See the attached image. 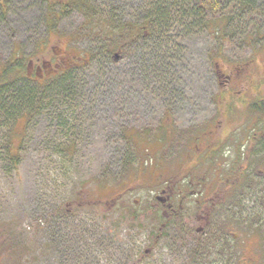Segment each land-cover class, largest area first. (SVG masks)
Masks as SVG:
<instances>
[{
  "label": "rangeland",
  "instance_id": "374dc122",
  "mask_svg": "<svg viewBox=\"0 0 264 264\" xmlns=\"http://www.w3.org/2000/svg\"><path fill=\"white\" fill-rule=\"evenodd\" d=\"M8 1L0 16V76L15 61L23 62L22 76H54L56 66L79 55L96 58L74 70L72 96L44 91L30 107L10 105L16 117L29 113L17 125L0 111V264H194V252L216 250L210 240L222 234L224 249L235 236L258 239L246 225L220 233L216 223L237 218L232 202L241 210V202L264 203V157L246 140L253 115L230 113L246 110L245 99H233L240 94L251 107L264 104V0H247V11L238 0H216L220 11L203 15L193 0H97L94 23L74 12L55 30L47 3ZM157 3L167 12L166 26L140 43L110 42L101 31L111 19L142 24ZM166 39L169 47L155 46ZM239 65L245 71L235 78ZM222 73L233 77L223 93ZM192 180L204 186L202 199L224 203L217 226L203 237L195 223L163 224L171 212L154 201L163 190L193 193ZM185 207L181 218L206 216L208 209ZM257 260L264 264V257Z\"/></svg>",
  "mask_w": 264,
  "mask_h": 264
},
{
  "label": "trees",
  "instance_id": "16d2710c",
  "mask_svg": "<svg viewBox=\"0 0 264 264\" xmlns=\"http://www.w3.org/2000/svg\"><path fill=\"white\" fill-rule=\"evenodd\" d=\"M43 2L48 4L49 12L47 14L48 23H50V29L55 30L57 28L58 22L69 16L74 12H81L85 14L86 20L88 23H94V11L97 7V0H42ZM119 0H115L114 3L117 4ZM177 3H183L186 0H174ZM192 1V0H191ZM196 2L197 9L196 12L199 15H203L208 12H219L220 5L216 0H193ZM240 3V7L243 10H248L250 7V3L247 0H238ZM8 0H0V16L6 17L8 13ZM94 10V11H93ZM167 12L163 8V4L157 3L152 7L151 11L148 12L147 17L143 20L142 24L138 23H121L116 19L107 20L105 25L101 27V31L105 34L106 38L111 42L114 38H118L121 41H127L131 43H140L141 41L148 38L150 34L155 33L156 31H163L164 27L167 23ZM167 39L165 41L156 42V47L159 49L164 47H169V43ZM119 45H115V47H110L108 49V55L111 56L113 51H116ZM105 53V52H104ZM156 53V52H155ZM116 57V55H115ZM156 57V55H155ZM96 58L93 55H79L76 61H73L68 66L58 65L56 66L59 71L56 75H32V76H22L21 70L24 68L23 62L15 61L11 63L9 66L3 70L0 76V94H10L9 99L4 98L0 95V111H3L7 115H12V117H16L12 113V109H10V105L19 104L21 108L30 107V102L34 99H38L44 91L52 92L55 96L61 95H70L71 92L74 91L72 85L75 82L74 78V70H77L80 66H83L85 63H90ZM163 60L166 61L165 58L162 57ZM167 70V69H166ZM73 71V72H72ZM43 73V72H42ZM7 77V78H6ZM7 80V81H6ZM4 82V83H3ZM77 88V87H76ZM39 91V94L36 95L35 91ZM70 92V93H69ZM64 93V94H63ZM12 100V102H10ZM24 106V107H23ZM264 107V104L260 105ZM21 117H16L15 124L17 125L21 120L26 119L29 115L27 111L23 113ZM128 144L135 147L137 141L135 140V135H130L127 138ZM11 149V158L13 163L17 165L19 163V152L14 153L15 149H18V146L12 143L10 145ZM100 242V241H99ZM102 242V241H101ZM100 242V243H101ZM101 245V244H100Z\"/></svg>",
  "mask_w": 264,
  "mask_h": 264
},
{
  "label": "flooded vegetation",
  "instance_id": "af4514ba",
  "mask_svg": "<svg viewBox=\"0 0 264 264\" xmlns=\"http://www.w3.org/2000/svg\"><path fill=\"white\" fill-rule=\"evenodd\" d=\"M242 65H239V68L236 69V72L233 71V77H239L241 74L244 73L245 67H241ZM244 69V70H243ZM228 77L225 84H223L224 89H222L221 93L227 91L225 90L229 84L230 81L233 79V77H230L227 74L221 75V77ZM220 77V78H221ZM223 83V82H222ZM228 89V88H227ZM229 91V89H228ZM252 96V95H251ZM249 96V97H251ZM233 99L236 100H246L247 105L245 106V111L240 112L237 109H233L230 113H239L244 117V120L247 118H250L249 114L253 115V118L250 122L251 126L249 127V137L246 139L250 142L251 150L255 152V154L262 155L264 157V107L258 105H254L251 107V101H249V98L246 95H239V97L233 96ZM259 115V116H258ZM262 115V116H260ZM251 119V118H250ZM258 119L260 121H258ZM253 122V123H252ZM254 125V126H252ZM252 127V128H251ZM254 127V128H253ZM195 140V139H194ZM245 140V139H244ZM222 141H225L224 139ZM212 153V151H210ZM259 173L262 174V171H259ZM264 175V173H263ZM189 178V177H188ZM190 185L194 186L195 188L198 187L193 193L189 194V191L183 190L176 192L175 190H171L170 192L163 190L161 191L160 195H157L155 197L154 201L158 205H161L163 208L168 207V210L171 212V215L169 218H161L166 226L167 225H178L180 222H183L185 226L192 225L194 226V223L198 225L196 228L197 235L205 236V232L208 229V226L211 228L212 226H217L216 224L220 223L222 224V229H219L220 233H223L225 229L229 225H246L248 229H250V232L252 234H255L256 231L260 233V238L256 239L253 242H250L248 238H234V243H232V246L229 248L221 247V243L224 242L223 237H219L216 241L210 240V244H217L216 250H209L207 248H203L201 252L195 251L194 252V264H203V260L206 255H217L219 257L225 256V257H232L233 259L242 258V261L239 262V264H258L259 261L257 258L264 257V203H256V202H249V205L247 202H241L242 203V210L240 208L239 203L232 202V204L235 206V208L238 210L237 218H223L219 217V220H217V223L215 224L214 221L217 219L216 214L221 213V210L224 207V203L222 199L219 200V198L212 199L209 201L207 197L202 199L203 196L206 195V192H203V185L201 182H196L195 180L190 181ZM176 193H180V196L178 197L179 200L174 201V197ZM195 199V201L191 199ZM191 203H188L190 202ZM187 204H194L197 208L201 209L204 207H207V213L206 216H200L197 218H181L179 215H181L185 210V205ZM209 204L212 205L211 208H209ZM232 205V207H234ZM210 211V213H209ZM249 216V217H248ZM173 223V224H172ZM244 227V228H245ZM258 234V233H256ZM254 236V235H252ZM197 246L200 248V240L196 239ZM250 244L252 245V248L246 249L245 245ZM207 247H209L207 243ZM148 254V252H145V254ZM144 254V255H145ZM249 256V258H245ZM145 258V257H144ZM260 264V263H259Z\"/></svg>",
  "mask_w": 264,
  "mask_h": 264
}]
</instances>
